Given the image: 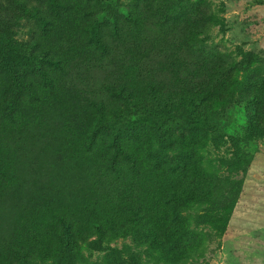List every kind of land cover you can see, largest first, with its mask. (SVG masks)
Wrapping results in <instances>:
<instances>
[{
	"label": "trees",
	"instance_id": "obj_1",
	"mask_svg": "<svg viewBox=\"0 0 264 264\" xmlns=\"http://www.w3.org/2000/svg\"><path fill=\"white\" fill-rule=\"evenodd\" d=\"M207 7L0 0V226L22 211L25 239L10 244L8 264L63 254L82 262L92 235L133 237L160 252L174 219L210 201L203 160L188 154L213 114L238 100L260 122L264 84L202 43L213 22ZM179 112L185 121L176 124ZM7 149L20 159L14 172ZM162 177L170 191L160 196ZM77 189L88 195L84 208L31 216L33 195L55 201L59 190L68 199ZM186 230L174 236L178 244Z\"/></svg>",
	"mask_w": 264,
	"mask_h": 264
},
{
	"label": "rangeland",
	"instance_id": "obj_2",
	"mask_svg": "<svg viewBox=\"0 0 264 264\" xmlns=\"http://www.w3.org/2000/svg\"><path fill=\"white\" fill-rule=\"evenodd\" d=\"M206 2L213 22L202 43L223 50L249 71L252 79L264 84V0ZM257 93L264 100V93ZM255 114L241 100L213 114L214 126L200 133L202 139L188 154L190 161L203 160L210 201L184 209L182 216L174 219L172 228L165 231L160 252L137 238L109 243L92 235L82 262L63 254L38 264H264V118L255 123ZM164 118L167 122L169 116ZM184 119L185 114L176 113V124ZM6 152L11 157L6 167L14 172L19 156L13 149ZM169 191L168 181L162 177L160 196ZM55 196L56 200L50 201L45 193L33 195L31 216L39 217L37 208L54 213L60 209L78 211L88 204V195L80 189L68 199L62 190ZM170 211L175 213L176 208ZM20 215L22 211L0 226V264L9 263L12 242L25 241ZM185 230L188 240L178 244L174 236Z\"/></svg>",
	"mask_w": 264,
	"mask_h": 264
}]
</instances>
